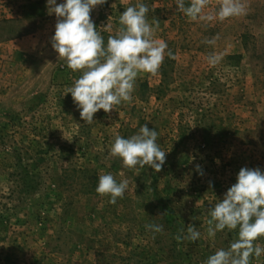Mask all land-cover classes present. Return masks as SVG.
Returning <instances> with one entry per match:
<instances>
[{
    "label": "rangeland",
    "instance_id": "374dc122",
    "mask_svg": "<svg viewBox=\"0 0 264 264\" xmlns=\"http://www.w3.org/2000/svg\"><path fill=\"white\" fill-rule=\"evenodd\" d=\"M242 2L246 15L210 22L191 21L176 0L96 7L90 15L106 43L126 7L147 4L148 22L159 20L154 39L174 58L166 50L157 74L138 76L131 102L88 124L65 95L81 73L52 48L57 18L47 0H0V264H205L238 238L237 230L208 237L206 229L209 208L242 167L264 172V0ZM218 8L209 0L205 13ZM212 53L223 57L214 67ZM144 124L166 151L160 172L129 170L110 154L116 135ZM107 173L129 180L115 204L96 192ZM188 224L201 238L177 242Z\"/></svg>",
    "mask_w": 264,
    "mask_h": 264
},
{
    "label": "clouds",
    "instance_id": "9594fccd",
    "mask_svg": "<svg viewBox=\"0 0 264 264\" xmlns=\"http://www.w3.org/2000/svg\"><path fill=\"white\" fill-rule=\"evenodd\" d=\"M107 0H47L49 13H54L57 20L55 33L51 37L52 48L72 72H80L65 95L71 94L72 100L80 111V118L85 123L94 121V114L103 110L106 114L122 102H131L136 81L141 73L155 75L167 56L174 58L168 44L154 39L159 27V20L147 19L149 7L137 3L125 8L119 16L120 27L114 35L107 37V42L92 20L91 12ZM209 0H176L177 8L191 21L210 22L213 19L224 21L230 17L246 15L247 7L242 0H219L218 11L205 13ZM109 30V29H105ZM216 37L204 41L209 45L216 42ZM223 59L222 55L212 53L207 57L210 66H216ZM159 133L147 124L142 125L136 134L128 138L116 135L110 148V154L122 161L129 170L144 168L146 165L160 172L166 163V151L158 143ZM219 163V161H217ZM195 170L202 176L200 165ZM124 173L121 172V176ZM210 187H211V182ZM129 188V180L120 182L111 173L101 174L96 192L108 196L115 204L123 198ZM207 236L215 237L217 232L237 230L238 238L227 249L221 248L210 255L205 264H252V258L264 255V246L256 243L264 238V172L259 168L242 167L234 183L223 196L208 210ZM153 233H162L163 225H146ZM201 232L193 224L186 230L178 229L177 242H196Z\"/></svg>",
    "mask_w": 264,
    "mask_h": 264
}]
</instances>
